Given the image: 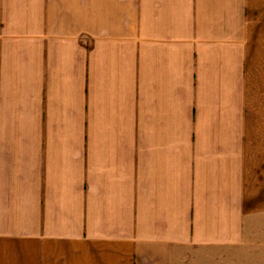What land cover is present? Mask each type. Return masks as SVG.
I'll use <instances>...</instances> for the list:
<instances>
[{"label":"crops","instance_id":"0c3cea01","mask_svg":"<svg viewBox=\"0 0 264 264\" xmlns=\"http://www.w3.org/2000/svg\"><path fill=\"white\" fill-rule=\"evenodd\" d=\"M264 216V0H0V264H220Z\"/></svg>","mask_w":264,"mask_h":264},{"label":"rangeland","instance_id":"374dc122","mask_svg":"<svg viewBox=\"0 0 264 264\" xmlns=\"http://www.w3.org/2000/svg\"><path fill=\"white\" fill-rule=\"evenodd\" d=\"M249 232L243 245L230 251L228 260L220 264H264V216Z\"/></svg>","mask_w":264,"mask_h":264}]
</instances>
